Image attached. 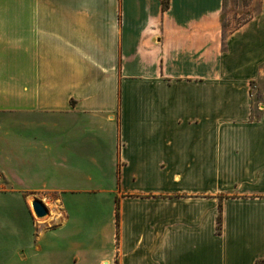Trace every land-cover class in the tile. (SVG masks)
<instances>
[{
    "label": "crops",
    "instance_id": "obj_1",
    "mask_svg": "<svg viewBox=\"0 0 264 264\" xmlns=\"http://www.w3.org/2000/svg\"><path fill=\"white\" fill-rule=\"evenodd\" d=\"M223 10L0 0V264H264V0Z\"/></svg>",
    "mask_w": 264,
    "mask_h": 264
},
{
    "label": "rangeland",
    "instance_id": "obj_2",
    "mask_svg": "<svg viewBox=\"0 0 264 264\" xmlns=\"http://www.w3.org/2000/svg\"><path fill=\"white\" fill-rule=\"evenodd\" d=\"M261 5L262 0H224V10L222 13L224 36L256 14L260 10Z\"/></svg>",
    "mask_w": 264,
    "mask_h": 264
},
{
    "label": "water",
    "instance_id": "obj_3",
    "mask_svg": "<svg viewBox=\"0 0 264 264\" xmlns=\"http://www.w3.org/2000/svg\"><path fill=\"white\" fill-rule=\"evenodd\" d=\"M32 207L36 216L38 217L45 216L49 212V209L46 206V204L43 202V200L38 198L32 201Z\"/></svg>",
    "mask_w": 264,
    "mask_h": 264
},
{
    "label": "trees",
    "instance_id": "obj_4",
    "mask_svg": "<svg viewBox=\"0 0 264 264\" xmlns=\"http://www.w3.org/2000/svg\"><path fill=\"white\" fill-rule=\"evenodd\" d=\"M164 8L168 6V0H163ZM221 220V215H219V221Z\"/></svg>",
    "mask_w": 264,
    "mask_h": 264
}]
</instances>
